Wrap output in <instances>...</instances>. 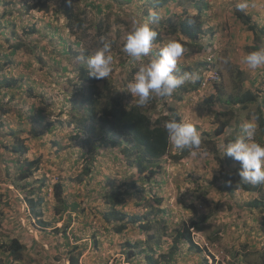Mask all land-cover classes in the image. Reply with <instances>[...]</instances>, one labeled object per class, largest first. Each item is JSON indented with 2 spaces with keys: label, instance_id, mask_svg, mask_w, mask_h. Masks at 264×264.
Returning <instances> with one entry per match:
<instances>
[{
  "label": "rangeland",
  "instance_id": "rangeland-1",
  "mask_svg": "<svg viewBox=\"0 0 264 264\" xmlns=\"http://www.w3.org/2000/svg\"><path fill=\"white\" fill-rule=\"evenodd\" d=\"M153 2L0 0V80L12 83L0 86V102L5 105L0 109V220L4 224L0 244L16 236L25 245L21 260L11 259L0 248L2 264H70L71 251L79 252V264H148L147 249L128 257V241L149 247L141 221L118 233L117 223L103 219L110 208L106 197L119 185L127 191V203L118 208L143 215L142 223L150 224V232L156 233L151 240L156 248L150 254L157 264H203L205 255L208 264H260L264 184L258 192L228 190L242 184L237 175L241 164L227 155L220 157L218 146L226 147L240 134L242 121L254 119L258 124L264 68L249 69L242 58L255 46L264 47V34L256 40L248 25L237 18L238 0H201L203 5L196 0H173L161 7ZM248 2L244 12L264 28V0ZM67 4H74L75 14L83 19L75 30L57 11ZM198 6H203L202 32L198 39L184 42L179 22L184 11L197 14ZM150 12L157 13L153 28L161 35L152 54L168 40L180 41L185 52L179 67L198 73L200 84L186 83L187 89L182 86L171 97L153 96L140 108L152 120L177 114L193 123L202 145L192 155L170 143L167 154L152 164L158 174L147 177V171H138L142 151L134 143L113 144L111 140L121 135L112 134L97 119L88 120L87 103L82 102L87 91L78 75L83 67L79 56L85 52L89 56L102 46V38L110 39L113 70L99 86L105 92L108 87L124 105H136L127 85L139 62L122 49L128 32L148 20ZM192 46L202 50L192 51ZM246 90L259 94L260 101L247 108L228 103L231 96ZM224 120L228 125L217 135ZM256 140L264 144L259 124ZM35 158L38 165L28 167L27 161ZM25 172H31L30 176L19 179ZM136 181L139 187L133 188ZM59 182L57 198L53 189ZM27 195L44 198L39 204L42 217L30 212ZM258 199L259 206L250 205ZM203 215L208 219H202ZM191 220H197L203 230L192 231L194 240L207 250L199 253L184 240L177 251L172 250L177 233Z\"/></svg>",
  "mask_w": 264,
  "mask_h": 264
},
{
  "label": "trees",
  "instance_id": "trees-1",
  "mask_svg": "<svg viewBox=\"0 0 264 264\" xmlns=\"http://www.w3.org/2000/svg\"><path fill=\"white\" fill-rule=\"evenodd\" d=\"M67 1V0H66ZM173 0H154L153 5L154 7H161L165 3H168ZM40 6L45 7V3L41 2L39 3ZM196 4L203 5L201 3V0H196ZM198 9L197 14H192L189 12L184 11L183 18L179 22L178 31L179 34L182 36L181 40L184 42H187V39L190 40H196L199 38L200 33L203 29V22H202V9L203 6L196 7ZM64 14L67 24L71 30L77 29L81 27L83 19L79 18L75 11L74 4H67L63 10H57ZM237 18L241 19L246 25H248V28L253 32L254 38L256 40L262 39V34H264V28L258 27V25L255 22H252V16L250 14H247L242 11L236 12ZM191 21V23L189 22ZM158 32V31H156ZM262 33V34H261ZM161 35L157 34V40H160ZM182 41V42H183ZM192 43V42H191ZM257 46H255L256 49ZM192 51H199L202 50L201 47L195 48L192 46ZM88 74V71L85 72V70L82 72V75H78V78L81 77L82 79L86 80L90 84V90H89V96L88 101L89 105H87L86 113L90 116L88 120H95L101 122L103 127H107L108 130L112 132V134H118L121 139H115L111 140L113 144H119L123 142H133L134 147L142 151L141 157L137 162L138 165V171L140 174L147 171V177H152L158 174V171L155 169L154 163L155 160L158 158L164 156L169 149L170 142L167 138V133L163 127V124L165 121L172 119L180 120V116L177 114H172L171 117L167 115H162L160 117H157L156 119L152 120V118L140 107H137L136 105H124L119 97L114 94V92H110L108 87H105L108 92H105L101 89L99 86V82L103 81L105 83V79L102 80H96L92 77H90ZM200 84V79L197 80L196 86ZM6 85L7 87H11L12 83L8 79H2L0 80V86ZM185 89H187L186 86H184ZM260 101L259 94L251 91L246 90L242 92L241 94L231 96L228 99V103L235 105L239 104L243 108H247L249 104L256 103ZM86 103L85 101H82ZM99 105V108H98ZM261 105L263 107L258 108L257 110V117H258V124L259 127H261L264 130V100L261 101ZM0 109H5V105L0 102ZM171 111H173V108H170ZM7 111V110H3ZM230 111V110H229ZM228 113V111L226 112ZM228 125V121L224 120L218 129L216 130V134L219 135L225 131V128ZM91 128H95L94 126H91ZM124 137V138H123ZM38 158H35L33 160L27 161L28 167H31V165H38L39 162ZM150 165V166H149ZM31 172H25L21 174L18 178L26 179L28 176H30ZM261 184L258 185H245L240 184L236 188H243L247 191H260ZM139 185L136 182L133 183V188H138ZM60 188L61 183H56L54 185L53 191L55 192V195L57 198H60ZM234 186H228V190L234 191L236 189ZM143 190V189H140ZM126 190H122V186L119 185L112 189L111 192L106 197V203L110 206L109 210L103 214V219L107 223H117L115 226V230L118 233L123 232L125 229H127L128 225L131 223H134L137 220H141V227L145 230L147 233V240L146 242L149 243V247L153 246L152 249H155V244L151 245V240L154 239L156 233L150 232V224L142 223V216L140 215H133L129 214L120 208L119 206H123L127 203L126 200ZM43 197H35L34 195H27L26 200L29 202L30 206V212L35 215L36 217H42V210L39 208V204L42 203ZM260 204V200H254L253 202H250V205L253 207H257ZM66 205V204H64ZM65 208V207H64ZM202 219H208V216H202ZM43 224H49L47 220H40ZM197 220H191V222L188 225H184L182 230H180L177 235L175 242L172 246V250L180 248L182 244H180L181 240H184L189 243V246L191 249H196L197 252H205L207 250L206 247H200L194 240L191 232L190 227L194 226L198 228L199 230L203 231L199 226L197 225ZM4 224L2 223V220H0V228ZM0 248L3 252H6L8 256L11 257L13 260H21L23 257L22 250L25 249V245L20 241V239L16 236H13L12 238L8 239L6 242H2L0 244ZM128 245V257L131 258L141 252L140 245L141 241L136 242H127ZM204 262L203 264H208L209 260L206 258V255L204 256ZM79 252L75 253L74 251H71L69 253V262L70 264H79ZM146 259L148 261V264H157L156 260L153 258L151 254H147ZM260 264H264V248L261 252H259V259ZM0 264L1 261H0Z\"/></svg>",
  "mask_w": 264,
  "mask_h": 264
},
{
  "label": "clouds",
  "instance_id": "clouds-1",
  "mask_svg": "<svg viewBox=\"0 0 264 264\" xmlns=\"http://www.w3.org/2000/svg\"><path fill=\"white\" fill-rule=\"evenodd\" d=\"M249 6L248 0H238L236 3V9L242 12L247 11ZM153 22H158V16L157 13L150 12L149 19L134 25L124 38L125 42L122 51L134 61L139 62L138 70L127 85V90L134 96L137 107L147 105L153 96L161 98L171 97L177 89L186 83H195L199 79L198 73L186 72L180 69L179 62L185 52L184 45L180 41L175 39L168 40L159 48L158 52L152 54L154 42L157 38ZM189 22L191 23V21ZM112 47L113 42L110 39L102 38V46L94 53L89 56L87 52L81 54L79 56L83 65V67L81 66V72L84 70L85 72L88 71L87 75L96 80L107 79L113 70ZM87 56V61L84 63L82 60ZM145 58H148L147 62H145ZM242 59L249 69L264 68V47L248 52ZM224 62L227 63L228 61L225 60ZM82 81L87 91L82 101L89 105L90 84L84 79ZM163 127L173 147L179 150L188 149L192 155H196L195 150L200 149L202 145V137L196 125L184 119H170L164 122ZM257 129L256 120L242 121L240 134L229 142L226 147L224 145L218 146V150L221 151L220 157L227 155L241 164L237 175L239 181L245 185L264 184V144L256 140ZM140 216H142L143 221L144 216ZM139 221L141 220H137L132 224ZM196 229L199 230L191 226V234ZM148 248H140V250L143 252V250L147 249V254H150L153 249ZM212 258L214 259L213 256ZM0 261L2 263L1 258Z\"/></svg>",
  "mask_w": 264,
  "mask_h": 264
},
{
  "label": "built area",
  "instance_id": "built-area-1",
  "mask_svg": "<svg viewBox=\"0 0 264 264\" xmlns=\"http://www.w3.org/2000/svg\"><path fill=\"white\" fill-rule=\"evenodd\" d=\"M211 75H214L215 78H218V74H216V73L215 74L211 73L210 76Z\"/></svg>",
  "mask_w": 264,
  "mask_h": 264
}]
</instances>
